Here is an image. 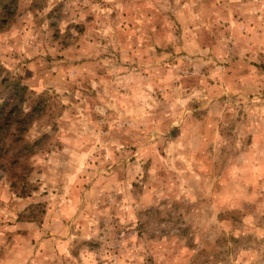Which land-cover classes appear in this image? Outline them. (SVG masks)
Listing matches in <instances>:
<instances>
[{
    "label": "rangeland",
    "instance_id": "obj_1",
    "mask_svg": "<svg viewBox=\"0 0 264 264\" xmlns=\"http://www.w3.org/2000/svg\"><path fill=\"white\" fill-rule=\"evenodd\" d=\"M1 104L0 264H264V0H0Z\"/></svg>",
    "mask_w": 264,
    "mask_h": 264
},
{
    "label": "trees",
    "instance_id": "obj_2",
    "mask_svg": "<svg viewBox=\"0 0 264 264\" xmlns=\"http://www.w3.org/2000/svg\"><path fill=\"white\" fill-rule=\"evenodd\" d=\"M13 90H19L21 92H25L27 87L26 86H21L19 82H13ZM30 103H33L30 102ZM6 104H1L0 105V135L2 134L3 130L8 128L10 125L14 124L15 125V131L16 135L14 139L11 141V147H12V152L15 151L14 153H11L9 156L8 167H4L3 169H8L9 167H13L17 165L20 159H22L24 156L22 149L17 150V145L22 142V135L27 132L28 128L31 125V122L33 118L35 117L36 114V106H31L29 111L26 113L20 112L18 105L11 106V108L7 111L5 108ZM18 108V111L16 109ZM0 151L3 150L4 143L2 144V141L0 142ZM34 146H29L27 145L26 148L31 149ZM25 148V146L23 147ZM8 150H5L4 154H8Z\"/></svg>",
    "mask_w": 264,
    "mask_h": 264
}]
</instances>
